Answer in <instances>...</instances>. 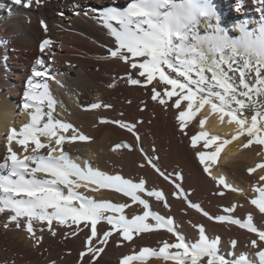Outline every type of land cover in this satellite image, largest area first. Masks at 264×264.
<instances>
[{
	"label": "bare ground",
	"instance_id": "obj_1",
	"mask_svg": "<svg viewBox=\"0 0 264 264\" xmlns=\"http://www.w3.org/2000/svg\"><path fill=\"white\" fill-rule=\"evenodd\" d=\"M232 1L235 6L230 9ZM129 2L130 0H39L37 3V0H31L30 5L24 7L23 4L14 3V0H0L1 41L3 38L10 41L8 47L0 45V164L4 163L8 154L10 130L16 129L18 132L30 122L29 114L34 112L33 108H24V94L30 87V79L33 86L46 83L56 102L54 118L70 123L78 133L90 138L85 142L63 144V150L72 161L81 167L87 163L93 170L121 175L134 183L143 179L145 189L162 192L163 199L158 201L146 192H138L137 195L149 204L150 212L171 218L175 231L188 244L198 242L200 233L197 226H203L209 240L219 238V252L227 259L259 264L258 253L264 251V240L256 233L228 222L209 220L195 208L189 207L188 202L198 204L213 217L230 215L244 222L250 215L253 225L259 231H264V213L251 204V200L259 196L254 188L264 187V180L260 179L264 176V167L256 168L251 174L248 172L249 168L264 164V145L254 142L246 148L243 147L249 139L246 133L233 140L232 137L237 135L239 127L235 123L229 124L227 116L221 123L219 115L212 113L209 105H205L193 117L185 130L187 135H184L178 129V111L171 107L176 97L168 100L169 106L165 110V107L151 100V85L130 86L127 83L128 75L137 78V74L128 64L118 58L101 59L109 55L108 48H114L115 44L114 39L95 17L104 8L122 9ZM210 4L215 15L211 20L200 17L195 28L201 38L209 41L217 35V24L231 40H239L242 37V27L255 35V30L264 19V0H210ZM210 24L212 27H209ZM44 40L51 42L50 47L38 51ZM15 47L17 53H12L11 49ZM27 48L34 49L33 53H36L35 60L29 63L26 62L28 57L25 58L20 53ZM131 59L137 62L143 60ZM38 60L42 63L38 64ZM239 63L242 65L243 61ZM96 67H99L97 72ZM236 67L234 63L233 68ZM255 67L253 62L252 71L245 69V79L250 85L258 87ZM34 69L47 75L33 77ZM165 71L167 73V69ZM225 71H228L226 66ZM228 74L239 83V70ZM171 75L175 76V73ZM206 75L210 77V73ZM260 75L264 78V69H261ZM140 79L143 81L144 78ZM157 87L159 91H163L159 85ZM166 87L171 90V86ZM39 90L41 89H37ZM252 99L258 103L255 107L250 106L244 110L248 124H251V117L255 112L264 111V96L253 95ZM93 104L99 107L91 108ZM42 107L47 111L46 105ZM186 108L187 101H182L181 110ZM204 117L207 119L201 128L199 119ZM101 119L105 122L101 123ZM113 121L135 125L134 132L139 135V141L132 132L112 123ZM200 132H207L208 138L215 135L220 140L206 149L202 147L201 140L194 148L190 137ZM65 135H71V132ZM19 138L14 137L11 146L18 158L23 159V156L31 154V150L23 151L16 144V139ZM40 139L45 142L43 137ZM224 140L231 142L223 146L216 161L209 164L206 159L205 164H201L197 151H204L207 157ZM115 145L120 147L114 150ZM40 152L47 155V149H41ZM58 154L53 153L54 156ZM145 155L153 158V163L170 179L166 180L151 167ZM206 166H209L211 175L204 171ZM4 174H7L6 171ZM177 174L180 178L176 177ZM36 175L43 177L41 173ZM213 176L217 180L223 176L226 183L237 191L219 185L217 180L212 179ZM79 183L84 184V181ZM93 187L95 185H88V188H75L74 191L97 201L128 204L130 207L123 209V214L128 218L143 214V206L132 203L130 197L111 189L91 191ZM64 191L66 193L67 189ZM165 202L168 207H165ZM233 206L235 207L231 213L223 211ZM13 214L7 209L0 213V264H121L124 256L138 255L143 248L158 253L165 242H177L176 237L163 228L149 233L133 234L131 241H125L122 236L113 232L107 244L102 245L104 251L93 260L88 252L92 244L87 241L91 227H83L85 221L77 226L71 220L64 225L53 220L52 231H49L47 222L33 221L35 237H42L36 243L25 227L28 218H18L21 224L18 229L16 222L9 221ZM107 215L115 216L116 213L105 212V216ZM149 222L154 223L151 220ZM111 228L104 220L97 224L100 236L105 231H111ZM53 231L55 235L52 234ZM118 240L121 243L118 244ZM232 241H235L234 246ZM253 241L256 242L255 246ZM167 251L175 253L177 250L170 248ZM81 252L85 253L83 259ZM206 260L204 258L205 264ZM131 264H175V261L146 254L143 262L133 261Z\"/></svg>",
	"mask_w": 264,
	"mask_h": 264
},
{
	"label": "snow or ice",
	"instance_id": "obj_2",
	"mask_svg": "<svg viewBox=\"0 0 264 264\" xmlns=\"http://www.w3.org/2000/svg\"><path fill=\"white\" fill-rule=\"evenodd\" d=\"M14 3L28 7L31 0H14ZM213 15L215 12L210 0H130L122 9L104 8L95 18L114 39L115 47L108 48L109 55L101 59L118 58L128 64L137 74V78L128 75L127 83L130 86L151 85V100L158 102L159 105L165 107V110L169 106L168 100L176 97L171 107L178 111L176 116L178 129L184 135H187L185 130L188 123L197 113L201 112L205 105H209L211 112L219 115L221 123L227 116L229 124L235 123L239 127L237 135L232 137L233 140L237 139L238 135L246 133L249 139L243 147L246 148L254 142L264 145V124H261L264 122V111L255 112L251 117V124H248L247 117L244 115L247 107H255L258 103V101H253V95L264 96V78L260 75L261 69H264V19L255 30L257 33L255 35L242 27V37L239 40H231L217 24V35L209 41L201 38L195 28L200 17L211 20ZM209 27L212 25L210 24ZM50 43L49 40L42 41L40 50L44 51L46 47H50ZM131 58H143V60L137 62ZM239 61H243V64L240 65ZM253 62L256 65V85L258 87L250 85L245 79L247 74L245 69L252 71ZM37 63L40 64L42 61L38 60ZM234 63L237 65L236 68H233ZM225 66L228 71H225ZM237 70L240 76L238 84L228 74ZM172 73H175V76H172ZM206 73H210V77ZM46 75L45 72L35 69L33 71V77ZM140 78H144L143 81ZM29 85L30 87L24 94V108H33L34 112L29 114L30 122L18 132L16 129L10 130L8 154L5 156L4 163L0 164V213L5 212L6 209L14 213L9 217V221L16 222L18 229L21 227L18 218L27 217L26 230L30 237L39 243L42 237H35L33 221L47 222L49 231H52L53 220H57L60 225L71 220L77 226L81 221H85L83 227H91V234L87 241L92 244V247L88 248V252L95 260L104 251L102 245L107 244L113 232L118 233L125 241H131L133 234L149 233L163 228L172 233L177 242L172 244L165 242L158 253L143 248L138 255L124 256L121 264H131L133 261L143 262L146 254L159 255L165 260L172 259L175 264H205L204 258H207L206 264H246L244 260H230L221 254L218 249L219 238L209 240L203 226H197L200 233L198 242L188 244L175 231L171 218L150 212L149 204L137 195L138 192H146L148 196H153L158 201L163 199L162 192L147 191L143 179L139 183H134L121 175H109L93 170L87 163L81 167L72 161L63 150V144L65 142H85L90 138L78 133L70 123L54 118L56 102L48 91L46 83L42 86L38 84L33 86L30 79ZM158 85L163 89L162 92L158 90ZM166 86H171V90ZM37 89L41 90L37 91ZM182 101H187V108L184 110H181ZM43 105H46L47 111H44ZM97 107H99L97 104L91 105V108ZM206 119L207 117L199 119L201 128L204 127ZM100 122L105 121L101 119ZM141 122L137 121V123ZM112 123L126 128L139 141V135L134 132L135 125L121 121ZM69 132L71 135H65ZM17 136L20 138L16 139V144L23 151L31 150V154L23 156V159L18 158L11 146L12 140ZM40 137H43L45 142H42ZM208 137L207 132L194 134L190 137L191 145L195 148L198 141L203 140L202 147L206 149L209 145H216L220 140V137L215 135ZM230 142L222 141L207 157L204 151L198 150L200 163L205 164L206 159L209 164L214 163L223 146ZM119 147L120 145H115L114 150ZM124 147L129 146L124 145ZM41 149H47V155L41 154ZM54 152L59 154L54 156ZM145 159L161 176L166 180L170 179L153 163V158L145 155ZM140 166L143 167V165ZM261 167H264V164L249 168L248 172L251 174L256 168ZM204 171L211 175L209 166H206ZM37 173L43 174V177H38ZM177 178H180L179 174ZM212 179L217 180V177L213 176ZM260 179L264 180V176ZM79 181H84V184ZM172 182L175 183L174 180ZM217 183L231 191H237L232 185L226 183L223 176L219 177ZM88 185H95L90 189L91 191H97L100 188L111 189L130 197L132 203L143 206V214L128 218L123 214V209L130 205L97 201L74 191L75 188H88ZM254 191H257L259 196L251 200V204L264 213V187L254 188ZM218 194L223 195V193ZM173 195L175 196L176 193ZM188 204L209 220L238 225L249 232L256 233L261 240H264V231H259L253 225L250 215L244 222L230 215L213 217L204 212L198 204H193L191 201ZM165 207H168L166 202ZM234 207L223 209V211L231 213ZM105 212H114L116 215L105 216ZM101 220L112 226L111 231H105L102 236L97 231V224ZM52 234L55 235V232L53 231ZM117 243L121 241L118 240ZM231 243L235 245V241ZM252 243L255 246L256 242ZM170 248L177 251L169 253L167 250ZM80 255L83 259L85 253L81 252ZM228 255L230 256L231 253ZM258 259L259 264H264V251L258 253Z\"/></svg>",
	"mask_w": 264,
	"mask_h": 264
},
{
	"label": "rangeland",
	"instance_id": "obj_3",
	"mask_svg": "<svg viewBox=\"0 0 264 264\" xmlns=\"http://www.w3.org/2000/svg\"><path fill=\"white\" fill-rule=\"evenodd\" d=\"M233 4V5H232ZM235 6V3L232 1V2H230V9H232L233 7ZM1 34V33H0ZM4 35V34H3ZM2 35V36H3ZM2 40V37L0 36V45H4V46H10V41H9V39H6V38H3V41H1ZM16 49V47L15 48H13V49H11L12 50V53H17V51L15 50ZM40 50V47L38 48V51ZM15 51V52H14ZM33 51L35 52V50L33 49V50H31L30 48H27V49H23L22 50V52L20 51V53L22 54V56L23 57H25V58H27L28 59V61H27V59H26V62L27 63H29V61L30 62H32V61H34L35 60V54L36 53H33ZM37 51V50H36ZM63 55V54H62ZM38 56V55H37ZM99 67H96L95 68V71L97 72V71H99V70H96V69H98ZM177 177V176H176ZM188 193H190V191L188 192ZM1 261H2V259H0Z\"/></svg>",
	"mask_w": 264,
	"mask_h": 264
}]
</instances>
